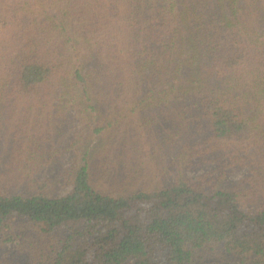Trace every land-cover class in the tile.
Segmentation results:
<instances>
[{"label": "trees", "instance_id": "trees-1", "mask_svg": "<svg viewBox=\"0 0 264 264\" xmlns=\"http://www.w3.org/2000/svg\"><path fill=\"white\" fill-rule=\"evenodd\" d=\"M0 264H264V0H0Z\"/></svg>", "mask_w": 264, "mask_h": 264}, {"label": "rangeland", "instance_id": "rangeland-1", "mask_svg": "<svg viewBox=\"0 0 264 264\" xmlns=\"http://www.w3.org/2000/svg\"><path fill=\"white\" fill-rule=\"evenodd\" d=\"M244 175H245V169L240 168L237 171L233 172L232 177L233 178H240V177H243Z\"/></svg>", "mask_w": 264, "mask_h": 264}]
</instances>
